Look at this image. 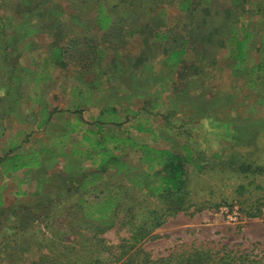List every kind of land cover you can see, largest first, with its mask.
<instances>
[{"label": "rangeland", "instance_id": "374dc122", "mask_svg": "<svg viewBox=\"0 0 264 264\" xmlns=\"http://www.w3.org/2000/svg\"><path fill=\"white\" fill-rule=\"evenodd\" d=\"M94 1L98 0H0L1 129L11 123L13 116L9 111L21 110L26 115V105H34L36 90L25 88L33 84L34 70L40 71L43 68L42 61L51 55L50 48L56 42L67 44L74 39H87L94 45V42L102 39L103 31L97 27L95 14L92 13L94 8H99V4L91 7ZM105 1L108 5H114V9L120 10L118 17L128 19L124 24L129 29H133L135 20L140 23L151 22L162 28L161 31L178 33L182 30L190 38L188 39L193 53H197L201 62L210 65L212 60L224 56L226 42L231 33L239 30L242 18L245 21L250 18L257 25L259 18H264V0H199L196 11L181 9L180 0H132L130 9L138 12L134 17L122 12L125 7L129 8L128 0ZM76 9H81L84 13L77 12ZM89 12L92 14H88ZM158 41H153V45L159 47L161 42ZM141 46V39H134L132 36L125 45L124 52L128 55L116 56L113 49L108 50L101 46L102 55L107 62L117 60L118 66L112 73V81L119 77L120 70H124L125 59L132 60L138 53L143 55ZM21 58L27 61L26 64L21 62L22 66L19 65ZM140 65L143 62L139 64V68L134 69L135 74L140 71ZM205 71L207 74L220 75L218 89L211 86L212 82L209 83L205 76L186 80L183 86L185 83L187 86L190 84L189 97L185 88L181 90L182 95L177 92V98L183 101L173 100L175 104L165 111L166 106L160 102L161 98L156 92L158 97L150 101V112H145L143 119H140L142 123L154 119L157 128L155 138L150 135L148 140L155 146L183 152L184 136H187L190 145L204 153L199 162L207 166L204 170H198L192 164L188 166L191 191L188 205L194 206L169 216L162 226V234L149 237L138 244L154 256L191 247L212 252L224 251L225 248L255 253L264 251V220L259 216V209L264 204V171L257 170L264 169V114H261L264 112V90L238 88L236 82L229 81L228 73L216 67H206ZM41 80L42 77L39 78ZM43 81L46 89L53 86L52 83ZM208 85L209 89H206ZM202 89H205L203 99L197 100L195 95ZM156 102L152 111L151 105ZM199 103L209 112L212 107L218 106L221 117H231L233 106H240L244 110L243 107L249 105L252 112H255L253 115L242 113L245 120L237 118L238 121H224L220 118L222 128L218 131L228 132L221 123L231 122L236 130L231 132V142L238 143L230 145L229 141L224 140L216 145L221 150L219 161L210 158L218 132L213 129L215 121L208 115L203 120L197 118L201 116L196 112L198 107L201 108L197 106ZM44 107L47 105H42L41 110ZM33 115L35 114L27 115L29 124L33 122L30 119ZM184 119H192V123L185 125ZM77 123L68 128L73 130L78 126L79 129L85 124L80 118ZM41 125L38 124L37 128ZM180 125L184 128L192 127V130H186L185 134ZM57 128H60L59 125ZM19 130L21 129L18 127ZM53 142V139L49 141L57 147V141ZM30 152L31 156L28 155L27 159L29 166L39 167L41 151L35 152L31 149ZM138 155L139 153H134L133 158L136 159ZM14 162L19 163V160ZM9 164L11 166L12 161ZM62 168L64 171L46 169L37 172L33 176L34 183L28 187L24 197H17L14 193L8 197L6 207L0 211V264H37L42 260H46V264H64L69 257L74 263L78 261V256L75 250L71 255L68 254L71 246L79 251L84 263H91L95 255L100 258L108 255L104 248L116 247L122 240L130 237L132 226L125 224V210L120 211L115 227L105 234L94 235L92 226L97 225V221L89 219L85 222L75 210L77 202L82 196H86L79 190L80 179L69 177L66 174L68 171ZM115 180L122 182L120 178ZM138 196H133L135 200L123 199L125 206L135 204L136 200H144L140 212L144 206L164 207L163 201L157 198L146 199ZM86 197L94 200L101 198V195L93 191ZM1 199L2 194L0 201ZM254 206L258 207L256 216L247 215L246 211L253 210ZM197 208L201 210L198 211ZM235 215L238 219L232 218ZM248 220L253 221L247 222ZM245 225L248 227L244 228ZM100 239H105L106 242L100 245Z\"/></svg>", "mask_w": 264, "mask_h": 264}, {"label": "crops", "instance_id": "0c3cea01", "mask_svg": "<svg viewBox=\"0 0 264 264\" xmlns=\"http://www.w3.org/2000/svg\"><path fill=\"white\" fill-rule=\"evenodd\" d=\"M229 37L224 56L212 60L210 65L201 62L197 53H193L190 38L185 32L182 30L178 33L168 32L164 40L158 41L161 42L159 47L153 45V41L149 42L143 47L145 48L142 51L143 55L138 53L132 60L125 59V68L123 67L122 72L120 70L115 81H112L111 76L118 66L117 60L107 62L101 49L96 55L95 51H80L78 54L71 48L67 57L62 59L55 58L50 52L52 56L45 57L42 61L43 68L40 71L34 70L33 84L30 87L27 85L26 88L24 84L25 89L36 90L34 105L31 107H28L29 104L26 105V115L21 110L9 111L13 116L11 123L0 128V185L3 201L1 209L6 207L11 194L14 193L17 197L26 195L28 187L35 181L33 176L37 172L46 169L56 170L60 166L58 170L64 171L62 168L64 167L69 177L80 179L79 190L86 196L94 191L101 195L100 199H104L111 193L118 192L117 186L125 184V172L120 171L118 165L112 163L114 160H106L107 156L109 154L119 156V159L127 162L129 167L139 168L140 154L136 159L133 158L134 153L138 154L136 144L147 143L155 146L148 140L150 135L155 138L157 128L154 119H149L147 123L140 120L143 119L145 112H150V101L155 100L157 96L155 93L157 92L161 98L160 102L166 106L165 111H168L173 103L175 104L173 100L180 99L177 98V92L179 94L185 88L188 91L187 97L190 96V84L187 86L185 83L183 86L186 80L205 76L209 83L212 82L210 85L218 89L221 83L220 75L207 74L206 67L224 70L228 73L229 81L236 82L238 88L264 90V18H259L258 25L257 22L252 23L250 18L246 21L242 18L239 30L231 33ZM77 45L85 48L90 44L83 41L80 45L77 42ZM178 51L182 52V56L176 61L174 55H177ZM114 54L119 56L115 51ZM122 54L128 55L125 52H121L120 55ZM21 62L26 64L27 61L21 58L19 65L22 66ZM142 62L140 71L135 74L134 69L139 68ZM40 77L53 86L46 89L44 81H39ZM208 87L209 85L205 88L209 89ZM204 90L200 91L203 93L195 95L197 100L203 99ZM182 101L180 99L178 102ZM156 104L157 102L151 105L152 111ZM42 105L47 107L41 110ZM197 106L201 107L196 109L198 115H201L197 118L203 120L206 115L212 117L215 121L213 129L217 131L222 128L220 118L224 121H238L237 118L246 119L242 113L255 114L249 105L243 107L244 110L240 106H233L231 117H221V109L218 106L212 107L210 112L201 103ZM29 113L35 114L30 118L33 120L30 124L29 116L27 117ZM101 115L106 117L101 118ZM79 118L85 123L84 126L70 130L68 127L76 125L75 122L77 123ZM189 123H192V119L190 121L184 119L183 124ZM38 124H42L41 127L37 128ZM58 125L60 128H57ZM140 125L143 127L142 130L139 128ZM221 125L228 132H217L215 148L210 155L212 160L214 156H220L221 150L216 145H220L221 141L227 140L230 145L238 143L231 142V132L236 131L234 125L231 122H222ZM18 127L21 130L18 131ZM180 127L182 132L185 130L183 132L185 134L186 130H192V127L184 128L182 125ZM51 139L57 141V147L49 143ZM183 142L191 146L187 136H184ZM31 149L35 152L41 151L40 166L37 168L29 166L27 162L31 156ZM14 160H19V163ZM216 160L220 159L215 158L213 161ZM108 162L113 165L107 166ZM16 165L17 169H14ZM119 178L122 180L121 183L115 180ZM86 196L82 198L91 200ZM246 227L248 226L245 225L244 228ZM154 233L162 234V227L156 229Z\"/></svg>", "mask_w": 264, "mask_h": 264}, {"label": "trees", "instance_id": "16d2710c", "mask_svg": "<svg viewBox=\"0 0 264 264\" xmlns=\"http://www.w3.org/2000/svg\"><path fill=\"white\" fill-rule=\"evenodd\" d=\"M128 1L129 8L125 7L126 10L123 9L122 12L130 17L137 16V10L130 9V7L132 8L133 1ZM198 3L199 0H180V6L183 10L196 11L199 6ZM96 4H99L97 10L94 8ZM113 6L108 5L105 0L92 2L91 7L94 8V11L91 12L95 14L94 19L97 27L103 31L102 39L99 42H94L95 44L92 45L89 40L83 39L82 41L90 44L89 46L86 45L85 48L77 45V42H79V45L82 43L79 39H74L71 43L64 45L56 42L50 48L54 57L61 59L67 57L71 48L78 52V54L80 51H95L96 55H98L103 45L108 50L113 49L120 55L121 52L125 51V45L131 36L134 39L136 37L138 40L141 39L142 46L144 47V45L154 40H164L168 35L169 30L161 31L162 28L155 26L151 22L140 23L134 20L136 22L135 26H133V29H129L124 24V22H128V19L118 17L120 10L114 9ZM76 10L77 12L84 13L81 9ZM181 54L182 52L178 51L177 55H174L177 58L176 61L180 60ZM139 128L142 130V125ZM136 150L140 154L139 168L129 167L127 162L120 160L119 156L116 155L109 154L106 158V160H114L112 163L118 165L120 171L125 172V184L117 186L118 192L111 193L104 199H100V197L94 200L91 199L92 201L81 198L75 208L77 214L85 222L89 219L97 221V225L92 226L95 236L105 234L115 227L120 211L125 210V224L132 226L130 237L122 240L121 244L116 245V247L104 248L108 252V255L101 258L95 255L91 263H84L79 251L71 246L69 247L68 254L71 255L73 250L77 251L78 261L73 263L69 257L68 261L64 264H264V251L255 253L254 251H235L232 249L226 250L225 248L224 251L212 252L206 249L191 247L180 248L169 252L167 255L154 256L142 248V245L138 246L140 242L149 237H158L154 233L155 230L162 227L169 216L176 212L189 210L190 207L194 206L188 205L189 195L191 194L189 190L188 166L191 164L195 165L198 170H204L207 166L199 162V159L203 158L204 153L188 145L183 147V153H178L167 147L152 146L147 143L136 144ZM213 158L215 160V158L218 159L219 157L214 156ZM112 163L108 162L106 165H113ZM14 169H17V165ZM257 170L264 171L261 168H257ZM1 190L2 186L0 185V194ZM135 194L146 199L150 197L157 198L163 201L164 207L150 208L149 206H144L143 211L140 212L144 200H136L135 204L126 207L124 200L128 198L135 200L133 199L135 198L133 197ZM1 205L0 201V211H2ZM254 207V211L252 209L246 211L247 215L256 216L258 207ZM197 210L200 211L201 208H197ZM105 242V239L98 241L100 245ZM93 246L91 247L92 249ZM115 250L120 252H114ZM44 262L46 260H42L37 264H46ZM58 263L62 264L61 262Z\"/></svg>", "mask_w": 264, "mask_h": 264}, {"label": "built area", "instance_id": "2783aa9c", "mask_svg": "<svg viewBox=\"0 0 264 264\" xmlns=\"http://www.w3.org/2000/svg\"><path fill=\"white\" fill-rule=\"evenodd\" d=\"M259 216L261 219L264 220V204L259 209ZM233 219H238V216L235 215V217H232Z\"/></svg>", "mask_w": 264, "mask_h": 264}]
</instances>
